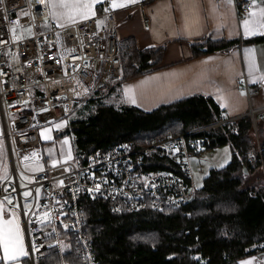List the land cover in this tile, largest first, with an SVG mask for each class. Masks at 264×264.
<instances>
[{
  "label": "built area",
  "instance_id": "1",
  "mask_svg": "<svg viewBox=\"0 0 264 264\" xmlns=\"http://www.w3.org/2000/svg\"><path fill=\"white\" fill-rule=\"evenodd\" d=\"M105 9L87 19L43 29L50 13L37 0L0 2V117L10 161L0 199L21 214L32 264L51 251L58 253V264H72L66 259L69 249L84 264H98L86 232L82 200L86 196L106 199L114 210L129 212L186 204L197 188L192 150L204 148L212 128L240 117L253 116L257 143L248 160L264 178V144L254 116L256 111L264 115V106L242 116L222 114L213 123L139 146L123 141L105 151H92L86 161L74 155L43 165L41 128L66 120L82 100L123 77L114 9ZM251 9L250 0L237 4L240 14ZM243 88L251 98L254 91L247 82ZM61 231L74 235L66 238L67 245Z\"/></svg>",
  "mask_w": 264,
  "mask_h": 264
},
{
  "label": "trees",
  "instance_id": "2",
  "mask_svg": "<svg viewBox=\"0 0 264 264\" xmlns=\"http://www.w3.org/2000/svg\"><path fill=\"white\" fill-rule=\"evenodd\" d=\"M262 40L264 35H255L246 42ZM236 44L208 37L193 44V56L231 50ZM119 50L123 77L118 83L158 66L163 52L162 48H139L132 37L119 41ZM101 89L87 97L82 107H76L78 116L57 134L72 137L74 154L82 161L92 151H105L123 141L132 140L139 146L213 123L223 113L218 102L205 94L146 110L108 103ZM108 89L110 93L111 86ZM257 129L264 144V117L257 120ZM208 135L203 150L229 144L230 160L224 166L212 167L186 204L161 211L147 206L129 212L114 210L106 199H82L86 232L98 264H240L241 258L264 251L260 246L264 244V178L259 173L254 183H246L249 173L256 170L248 160L257 143L253 120L243 116L212 128ZM154 162L150 168L155 167ZM66 259L84 264L74 249L68 250ZM58 263L56 251L37 261Z\"/></svg>",
  "mask_w": 264,
  "mask_h": 264
},
{
  "label": "crops",
  "instance_id": "3",
  "mask_svg": "<svg viewBox=\"0 0 264 264\" xmlns=\"http://www.w3.org/2000/svg\"><path fill=\"white\" fill-rule=\"evenodd\" d=\"M239 1L241 0H232V4L229 5L228 0H198L199 31L191 36L185 35L181 31L184 16L181 0H137V2L127 3L123 7L113 8L119 41L132 37L137 39L139 48H162L163 52L158 66L124 82L111 85L110 95H116L119 104H129L152 110L161 104L170 103L190 95L205 94L212 96L222 108V114L228 117L242 116L251 108L264 106V81L259 80L260 75L264 74V40L246 42L247 38L255 36L245 37L243 35V20L248 18L253 6L249 12L240 14L237 10ZM213 3L217 5L215 13L212 11ZM257 6H264V0H257ZM106 7H111V0H100L94 5L95 14L103 11ZM68 23L72 22L63 19L58 20L50 14L42 28L49 29ZM218 25H222L219 31H217ZM173 29L176 31L174 32ZM208 37L234 40L237 44L231 50L208 51L193 56V44ZM245 49H253V51L246 52ZM209 57L212 59H208ZM250 61L255 62L253 70V76L256 77L255 81L249 75ZM246 82L254 91L251 98L248 97L247 91L243 88ZM129 85L134 86L136 104L126 102L122 98L124 89ZM241 92L244 94L241 95ZM68 122L69 120L66 124ZM66 127L63 128L60 121H53L43 126L41 133L51 137V139L46 140L52 141L62 138V136L57 137V134ZM53 131H57L55 137ZM2 143L3 149L0 150V187L1 183L10 175L7 144L6 141H2ZM202 151L208 150L195 149V153ZM72 157L57 158L53 160L55 163L50 161L47 165L57 164ZM259 173V170H255L249 173L247 179L256 180L260 175ZM0 209H2L5 219L10 218L13 212L16 213L22 242L28 252L27 257L17 258L15 264H32L19 210L16 207H11L2 199H0ZM252 258H255L252 264H264V251L247 255L241 258L239 263L242 264L243 261ZM0 264H13V262L3 258L2 248H0Z\"/></svg>",
  "mask_w": 264,
  "mask_h": 264
},
{
  "label": "snow or ice",
  "instance_id": "4",
  "mask_svg": "<svg viewBox=\"0 0 264 264\" xmlns=\"http://www.w3.org/2000/svg\"><path fill=\"white\" fill-rule=\"evenodd\" d=\"M2 2V0H0ZM39 5H42L53 17L63 19L69 22H75L77 19H87L89 16H94V5L100 0H37ZM137 0H111V7L118 8L123 7L127 3H135ZM253 10L248 14V18L243 20V35L249 37L256 34H264V6H257V0H251ZM228 4H232V0H228ZM181 7L184 10L183 25L181 31L185 35L191 36L197 34L199 31V4L198 0H181ZM217 8L216 4H212V11L215 13ZM107 11V9H105ZM155 19V17H154ZM99 23V21H98ZM222 25L217 26V31L220 30ZM175 32L176 30L173 29ZM231 35V33H230ZM246 52H251L253 49H245ZM208 59H212L209 57ZM255 68V62H249V75L253 80L256 77L253 76V70ZM259 80L264 81V74H261ZM134 86H126L124 89L123 99L126 102L136 104L137 100L133 91ZM87 91V89H85ZM244 93L241 92V95ZM79 95V93H77ZM65 121H61L64 123ZM44 139H51V137L44 136ZM67 140V137H65ZM3 149V143L0 141V150ZM27 159V157H25ZM55 163V161H53ZM62 183V181H61ZM199 186V185H198ZM99 188V185H97ZM91 191V190H88ZM28 193H25L27 196ZM27 207V205H25ZM48 213L44 214V219L47 220ZM67 227V225H65ZM35 250V244L32 245ZM0 248L3 250V258L5 260L13 262L15 264L17 258L27 257L28 252L25 250L22 242L20 225L15 212L8 219H5L0 209ZM63 250V249H62ZM252 258L247 261H243L242 264H252Z\"/></svg>",
  "mask_w": 264,
  "mask_h": 264
},
{
  "label": "rangeland",
  "instance_id": "5",
  "mask_svg": "<svg viewBox=\"0 0 264 264\" xmlns=\"http://www.w3.org/2000/svg\"><path fill=\"white\" fill-rule=\"evenodd\" d=\"M18 31H21V29H18ZM107 91H108L107 87H102L101 94L102 93L106 94V96L104 97L105 101H107L108 103L119 104L116 95L111 96L110 93H108ZM86 100L87 99L82 100L79 106L82 107L85 104ZM77 111L78 109L74 111V113L67 119L70 120L73 117H77L78 116ZM260 113L261 111H256L254 113V116L257 120L260 117H264V115H261ZM249 116L253 118L252 114H250ZM226 117L228 116L226 115ZM67 119L63 120L65 121L64 123H61L60 121V124L63 128L66 127L67 125L66 124L68 121ZM56 132L57 131H53L54 137ZM3 133H4V129L2 127V120L0 117V136H1L0 138H2L1 141H5L4 137H2ZM41 137L43 138V148H44V154L46 156L44 161L45 165L49 164V162L53 161L54 159L70 158L74 154V149H73L74 142L70 135L65 134L62 136V138L54 139L52 141L44 139L43 133H41ZM65 137H67V140H65ZM229 160H230L229 144L218 145L214 148L209 149L208 151L196 152L192 154V166L195 174L196 185L200 186L202 184L203 177L209 172L211 167L224 166L225 164L228 163ZM256 170H259V172L263 176L262 171L259 168L256 167ZM254 182L255 179L253 181L250 180L249 178L246 180L247 184H251ZM61 232L63 234L62 237L63 243L64 245H67L65 243L66 238L67 240H70V237H74V235L72 233H64L63 231Z\"/></svg>",
  "mask_w": 264,
  "mask_h": 264
},
{
  "label": "bare ground",
  "instance_id": "6",
  "mask_svg": "<svg viewBox=\"0 0 264 264\" xmlns=\"http://www.w3.org/2000/svg\"><path fill=\"white\" fill-rule=\"evenodd\" d=\"M183 133V132H182ZM181 134V133H180ZM178 135V134H177ZM135 143V142H134Z\"/></svg>",
  "mask_w": 264,
  "mask_h": 264
}]
</instances>
